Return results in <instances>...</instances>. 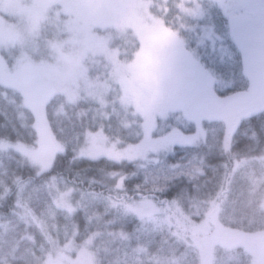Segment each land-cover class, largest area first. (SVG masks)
<instances>
[{
    "label": "trees",
    "instance_id": "trees-1",
    "mask_svg": "<svg viewBox=\"0 0 264 264\" xmlns=\"http://www.w3.org/2000/svg\"><path fill=\"white\" fill-rule=\"evenodd\" d=\"M172 3L177 0L168 3L169 16L178 13ZM226 19L214 5L208 22L225 38L221 54L198 47L196 38L177 27L187 49L220 82L212 91L216 98L249 83ZM134 42L122 58L132 59ZM118 95L110 96L106 111L87 98L54 95L45 113L61 150L51 168L37 174L28 154L14 146H35L34 117L18 92L0 85V264H42L49 240L54 247L69 241L79 246L89 237L96 264H250L245 249L264 251V244L249 237L264 231V107L232 123L227 148L224 123L205 120L204 140L195 145H174L135 161L77 157L86 131L102 129L116 148L140 141L142 120L118 104ZM156 128L155 136L195 131L177 113L157 119ZM67 190L71 211L56 204ZM141 199L155 201L159 212L138 218L125 207ZM213 213L216 225L194 230Z\"/></svg>",
    "mask_w": 264,
    "mask_h": 264
},
{
    "label": "rangeland",
    "instance_id": "rangeland-1",
    "mask_svg": "<svg viewBox=\"0 0 264 264\" xmlns=\"http://www.w3.org/2000/svg\"><path fill=\"white\" fill-rule=\"evenodd\" d=\"M168 3L170 0H0V85L18 92L34 117L35 146L30 150L21 144L14 146L28 154L37 174L48 171L61 150L45 113L47 103L57 94L70 101L87 98L106 111L110 96L119 92L118 104L141 118L140 141L123 148L109 142L102 129L85 132L76 156L114 162L143 159L174 145L198 144L204 140L205 120L224 123L227 148L232 123L264 107V0L255 6L256 15L244 8V20L235 16L242 0H177L172 7L178 13L170 16ZM214 5L227 18L228 36L240 48L242 68L249 77L245 90L223 98L213 95L220 82L187 49L177 30L180 26L188 37L196 38L198 47L221 54L225 38L208 22ZM245 30L250 32L248 36H243ZM134 39L135 52L126 60L121 56ZM170 113L193 123L195 131L170 129L155 136L157 119L164 120ZM69 194L68 190L59 194L56 204L71 211ZM125 207L138 218L159 212L156 202L148 199ZM216 223L213 213L194 230L203 232ZM249 237L264 244V231ZM91 240L89 237L79 246L69 241L55 247L49 240L51 251L42 264H96L89 248ZM245 250L250 264H264V251Z\"/></svg>",
    "mask_w": 264,
    "mask_h": 264
},
{
    "label": "flooded vegetation",
    "instance_id": "flooded-vegetation-1",
    "mask_svg": "<svg viewBox=\"0 0 264 264\" xmlns=\"http://www.w3.org/2000/svg\"><path fill=\"white\" fill-rule=\"evenodd\" d=\"M259 4V0H242V4H240V12L242 13V14H240V12L238 13V14H236L235 16L236 17H238V18H240V19H242V20H244L245 18V14L243 13V10H244V8L245 9H250V10H252V14L253 15H256L257 13L256 12H254V8H255V6L256 5H258ZM241 5H243V7L241 6ZM245 33L248 35V33H250V32H247L246 30H245ZM245 34V35H246Z\"/></svg>",
    "mask_w": 264,
    "mask_h": 264
}]
</instances>
